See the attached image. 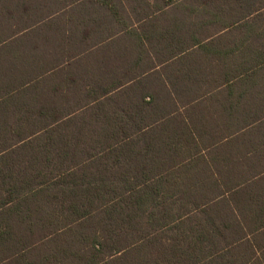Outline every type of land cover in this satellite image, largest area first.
I'll return each mask as SVG.
<instances>
[{
	"label": "trees",
	"instance_id": "trees-1",
	"mask_svg": "<svg viewBox=\"0 0 264 264\" xmlns=\"http://www.w3.org/2000/svg\"><path fill=\"white\" fill-rule=\"evenodd\" d=\"M4 1L0 264H264V203L236 201L264 173V113L196 109L264 88V0H169L156 49L145 35L88 74L28 44L32 5Z\"/></svg>",
	"mask_w": 264,
	"mask_h": 264
},
{
	"label": "crops",
	"instance_id": "crops-1",
	"mask_svg": "<svg viewBox=\"0 0 264 264\" xmlns=\"http://www.w3.org/2000/svg\"><path fill=\"white\" fill-rule=\"evenodd\" d=\"M13 5L20 4L22 1ZM32 5L30 20L35 25L25 35L26 41L36 43L44 57L63 56L73 58L76 62V73L80 74L82 66L87 73V66L101 65L102 63L114 66L120 62L131 64L137 58L134 47L141 38L149 35L153 46L157 48L156 36L162 28L168 25L171 18L177 15L176 4L169 0H27ZM20 12V11H19ZM21 14V13H20ZM24 34V35H23ZM152 39V40H151ZM144 41V40H143ZM147 45V42H144ZM140 69L146 64L161 65L157 57L144 56ZM82 62V64H81ZM161 66H159V69ZM139 69V70H140ZM101 69L97 70L100 71ZM152 73V70L149 71ZM113 72V76H114ZM124 76V75H123ZM130 80L129 77L123 78ZM247 81L255 79H246ZM231 96L222 90L206 93L198 100V112L212 113L218 123L225 120L222 116L234 108L237 113L256 111L264 113L263 86L236 84ZM241 191L237 190L236 201L243 205L264 203V173L258 175L249 183L244 184ZM262 196L260 199L259 197ZM254 224L264 225V220Z\"/></svg>",
	"mask_w": 264,
	"mask_h": 264
},
{
	"label": "rangeland",
	"instance_id": "rangeland-1",
	"mask_svg": "<svg viewBox=\"0 0 264 264\" xmlns=\"http://www.w3.org/2000/svg\"><path fill=\"white\" fill-rule=\"evenodd\" d=\"M11 1V0H10ZM18 1H22V0H18ZM18 1L17 0H15V3H18ZM4 0H0V7L4 4ZM29 3H35V2H33V1H28ZM20 11V10H19ZM20 13H22V11H20Z\"/></svg>",
	"mask_w": 264,
	"mask_h": 264
}]
</instances>
